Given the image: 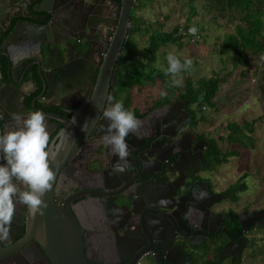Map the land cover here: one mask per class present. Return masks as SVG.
<instances>
[{"label": "flooded vegetation", "instance_id": "obj_1", "mask_svg": "<svg viewBox=\"0 0 264 264\" xmlns=\"http://www.w3.org/2000/svg\"><path fill=\"white\" fill-rule=\"evenodd\" d=\"M138 1L37 0L11 8L20 17L0 22V43L22 20L47 26L42 36L49 43L53 68L38 76L36 46L29 44L26 50L20 49L21 41L8 42V51L16 52L9 69L14 78L23 76L20 92L10 94L12 102L0 104V116L7 118L4 133L15 129L12 115L27 117L32 104L46 115L53 146L60 143L62 129L70 134L61 147L68 152L62 153L65 160L51 195L56 208L65 207L73 216L88 263L194 264L213 261L214 254L222 264L234 262L248 246V235L264 226V219L248 221L260 210H235L230 206L237 201L229 193L231 185L218 188L213 179L218 166L208 163L213 139L202 131L196 105L169 88L164 89L166 95L145 89L151 93L137 98L136 90L123 89L118 81L137 58L132 57L134 52L141 50L134 39L140 22L135 17ZM3 48L0 45V53ZM6 69L0 55L3 78ZM29 85L34 89L23 91ZM106 95L122 101L142 122L140 130L127 137L126 161L112 155L100 139L107 128L102 115L108 106ZM114 166L125 170L116 171ZM13 220L20 221L15 216ZM17 236L18 231L11 232L9 240L0 242L4 243L0 264H71L61 258L70 240L58 239L56 261L50 257L53 241L41 240L42 247L34 238ZM240 240L237 256L230 248L232 258H218L225 245Z\"/></svg>", "mask_w": 264, "mask_h": 264}, {"label": "rangeland", "instance_id": "obj_2", "mask_svg": "<svg viewBox=\"0 0 264 264\" xmlns=\"http://www.w3.org/2000/svg\"><path fill=\"white\" fill-rule=\"evenodd\" d=\"M205 5V0H193L191 3L188 0L145 1L135 17L143 23L140 25L142 29H148V34L154 30L170 32L176 26H187L188 29L194 26L198 29L196 35L188 32L189 36H184L181 42L160 47L146 70H161L164 74L163 69L167 67L166 56L171 53L182 63L185 59L192 61L191 69L183 73V83L185 78L193 86L200 79H218V89L212 100L214 107L203 106L197 111L202 119L200 126L202 131L212 137L222 153H237L227 157V161L216 168L213 179L219 189H225L239 181L245 185L243 191L235 194V204L230 205L235 210L240 211L245 207L264 210V59L250 60L248 66L233 67L229 54H220L219 51L223 36L233 33L238 23L237 17H232L227 12L220 13L217 9L207 10ZM189 6L193 8L195 15H190ZM134 39L136 48L142 49L147 35L142 36L138 32ZM168 85L167 81L156 80L152 87L135 89L134 96L140 98L143 93L151 91L161 93ZM149 88L151 91L145 90ZM177 89L174 87L172 90L176 93ZM243 121L252 123L250 135L253 147L242 149L227 145L224 139L227 135L226 124L241 125ZM248 238V246L240 256L241 264H264V259L261 258L264 250L261 230L252 231ZM251 240L254 244H251ZM252 251L258 252V255L251 257Z\"/></svg>", "mask_w": 264, "mask_h": 264}, {"label": "clouds", "instance_id": "obj_3", "mask_svg": "<svg viewBox=\"0 0 264 264\" xmlns=\"http://www.w3.org/2000/svg\"><path fill=\"white\" fill-rule=\"evenodd\" d=\"M189 34L196 35L198 29L190 27ZM264 59V56L261 57ZM167 67L164 74L170 77L169 87L183 85V73L192 67V61L181 60L171 53L166 56ZM34 85L25 86L23 91L34 89ZM167 93L162 91L161 95ZM107 107L102 115L107 121L105 134L100 138L110 153L120 161H126L129 153L127 137L135 135L142 127V122L135 114L124 108L122 101H116L111 95L105 97ZM12 120L15 129L0 135V155L4 164L0 165V242L11 236V226L17 204L26 206L32 218L43 216L48 205L43 199L52 190L55 173L49 161L54 160L59 149L66 145L70 134L61 130L57 139L59 144L50 143V132L47 117L40 111H34L27 117L14 113ZM116 171L123 167L114 166Z\"/></svg>", "mask_w": 264, "mask_h": 264}, {"label": "trees", "instance_id": "obj_4", "mask_svg": "<svg viewBox=\"0 0 264 264\" xmlns=\"http://www.w3.org/2000/svg\"><path fill=\"white\" fill-rule=\"evenodd\" d=\"M146 0H139L137 9L139 10L144 6ZM193 0H188L191 3ZM205 8L207 10L217 9L218 12L231 14L232 17L236 16L238 23L234 27L233 33H229L223 36L220 43V54H229L232 60L233 67L248 66L250 60L257 61L264 53V37L261 35V30L264 28L263 21L264 16V0H205ZM190 15H195L191 6ZM140 25L143 23L140 21L134 29V32H139L142 36L147 35L145 46L134 52L132 57L133 62L129 63L127 69L122 73L119 78V83L123 89L137 90L141 87H152L156 80L170 83V78H165L161 70L150 69L146 70L152 59L156 56V51L169 43L174 44L181 42L184 36H189L188 27H174L170 32H160L157 30L151 31L148 34V29H142ZM191 36V35H190ZM148 72V73H147ZM173 89L174 87H168ZM178 88V89H177ZM178 98L184 100L187 104L196 105L197 111L203 106L214 107L212 101L214 95L218 89V79L216 77H210L208 79H200L193 84L186 78L181 87H176ZM131 92V93H132ZM202 120V119H201ZM227 135L225 136V142L227 145L237 146L242 149L252 148L253 139L250 135L252 132V123L243 121L241 125L236 123H228L225 126ZM236 151L221 152L214 140L210 141L209 150V167H217L224 164L227 161V157L236 155ZM245 175L242 176L244 178ZM242 180V179H241ZM245 185L243 183L236 182L229 187V193L232 198H236L235 194L239 191H243ZM262 232V238H264V226L257 228ZM251 244L254 241L251 240ZM258 255V252L252 251L251 257ZM261 258L264 259V250L261 253ZM194 264H222L215 254L213 255V261L205 260L195 262ZM226 264H241V259L237 258L234 262H227Z\"/></svg>", "mask_w": 264, "mask_h": 264}, {"label": "water", "instance_id": "obj_5", "mask_svg": "<svg viewBox=\"0 0 264 264\" xmlns=\"http://www.w3.org/2000/svg\"><path fill=\"white\" fill-rule=\"evenodd\" d=\"M37 0H0V22L4 20H10L11 18H19L20 15H16L12 13L10 10L13 7L19 6L21 4H30L33 2H36ZM33 11H35L33 9ZM47 26H41L32 24L28 21H20L18 23H15L11 30L6 34V36L1 40L0 45L4 46V48L1 50L0 55H2L6 62H7V69L5 72V77L0 74V104L4 105L10 104L12 100L10 99L11 93L20 92L19 90V84L22 80V76L20 78H14L13 72L11 71V68L9 69V66H13V55L16 54L14 51L13 53L8 51L6 48L8 42L13 41H21L22 45L20 49L25 48L26 50L30 49L29 44H33L36 46V52L37 57H33V60L36 62L34 63L37 66V75L42 77L47 70H51L53 67V63L51 62V55L49 53L48 45L49 43H46V39L43 38L42 31L46 29ZM31 40L37 41V43H30ZM29 42V43H27ZM31 45V46H33ZM43 46V47H42ZM52 49V48H51ZM20 51V50H19ZM115 53V52H114ZM113 53V54H114ZM107 68V73H108ZM6 79V80H5ZM15 83V84H14ZM104 84H99L98 88L104 89ZM4 92L6 94H4ZM15 95V94H14ZM6 104V105H7ZM6 105L4 107H6ZM31 109L30 112L38 111L33 109L32 104L30 105ZM7 118L5 116H0V135L4 133V128L6 125ZM52 144V142H51ZM54 147V146H53ZM60 148L57 155L55 156L54 160H50V168L52 171L56 174L59 170V167L61 166L63 160H65L64 157H62V153L68 152L66 148ZM56 148L54 147L55 151ZM5 161L2 158V155H0V165L4 164ZM53 189V187H52ZM51 191H48L43 199L46 201L48 207L45 210V214L43 216H35V218H32L28 212V209L26 206L21 205L20 208L16 209L15 217L20 219V221L15 222L16 220H13V224L11 226V232L18 231V236H28V238H34L38 243L41 244L43 247L44 244L41 243V240L53 241L54 244L50 249L53 250V255L50 257H53L57 261V257L60 255L59 248L56 246V242L58 239H63L64 241L70 240V246L69 250L65 252L61 258L64 259V263H71V264H90L88 263L84 258L82 254V250L80 247V231L77 226V224L74 221L73 216L65 207H57L54 205L52 201V195ZM58 209V210H57ZM26 216L32 218V223H28L29 220L26 218ZM248 221H254L257 219H264V210H260L257 212H253L248 216ZM22 221V222H21ZM21 222V223H20ZM261 225V224H260ZM65 234L63 238H60L58 235ZM69 237V238H68ZM243 240H240L239 242L232 244V245H225L220 253L218 254L219 259H223L227 256H230L231 258L233 255L230 253V248H235L237 256L242 249ZM4 243L0 244V249L3 248ZM47 252V251H46ZM69 252V253H68Z\"/></svg>", "mask_w": 264, "mask_h": 264}, {"label": "crops", "instance_id": "obj_6", "mask_svg": "<svg viewBox=\"0 0 264 264\" xmlns=\"http://www.w3.org/2000/svg\"><path fill=\"white\" fill-rule=\"evenodd\" d=\"M261 21H263V24H264V16L262 17ZM261 35L264 37V28L261 30ZM263 54H264V53H263ZM263 54H262V55H263ZM261 57H262V56H261ZM261 57H260V58H261Z\"/></svg>", "mask_w": 264, "mask_h": 264}]
</instances>
